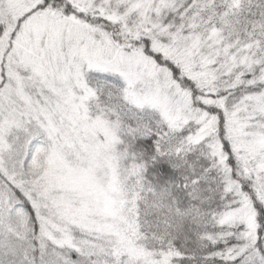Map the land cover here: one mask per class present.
Instances as JSON below:
<instances>
[{
    "label": "snow or ice",
    "instance_id": "snow-or-ice-1",
    "mask_svg": "<svg viewBox=\"0 0 264 264\" xmlns=\"http://www.w3.org/2000/svg\"><path fill=\"white\" fill-rule=\"evenodd\" d=\"M0 264H264V0H0Z\"/></svg>",
    "mask_w": 264,
    "mask_h": 264
}]
</instances>
